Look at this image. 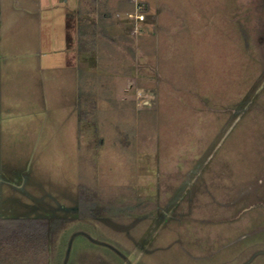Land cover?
<instances>
[{"label":"rangeland","instance_id":"rangeland-1","mask_svg":"<svg viewBox=\"0 0 264 264\" xmlns=\"http://www.w3.org/2000/svg\"><path fill=\"white\" fill-rule=\"evenodd\" d=\"M143 1L75 45L40 134L2 76L0 220L48 235L0 264H264V0Z\"/></svg>","mask_w":264,"mask_h":264},{"label":"crops","instance_id":"crops-1","mask_svg":"<svg viewBox=\"0 0 264 264\" xmlns=\"http://www.w3.org/2000/svg\"><path fill=\"white\" fill-rule=\"evenodd\" d=\"M111 10L132 14L131 7L123 2L113 6L108 1L100 4L97 0H13L9 3L0 0V108L4 107L2 76L16 70L20 72L17 73L19 84L29 85V91L15 92L14 100L22 108L21 113L29 111L32 106L33 109L42 108V114L37 116L32 126L35 132L31 134H40L51 124L46 116L51 115L52 109L62 115L60 108L64 106V94L60 97L54 93L52 84L61 83L64 90L73 94L77 92L80 58L75 54V45L82 41L83 36L96 43L98 33H94V28L98 26L97 21H100V16L107 19V12ZM86 22L89 27H86ZM94 73L92 67L88 76ZM90 84L93 85L88 82ZM73 100L71 104L76 107ZM66 101L69 102L68 98Z\"/></svg>","mask_w":264,"mask_h":264},{"label":"trees","instance_id":"trees-1","mask_svg":"<svg viewBox=\"0 0 264 264\" xmlns=\"http://www.w3.org/2000/svg\"><path fill=\"white\" fill-rule=\"evenodd\" d=\"M132 5H133V9H131V11L133 12V10H135V5L133 3H132ZM144 5L145 6H144V9L142 12L145 14L149 13L150 5L148 3H144ZM132 14H134V13H132ZM18 221H20V219H8V220L2 219V220H0V243L3 247V249L5 251L7 250L6 252H8L9 250L15 249L14 244L17 243V245H18L20 240H22L25 236L30 235L29 237H26V240H28L26 243V245H27L29 243L34 244V241H36L35 239L38 240L37 244L40 241H42V240H40L42 237L39 238V237H37V235L38 236L42 235L43 237H46L48 235V234H46V230L48 228V225L46 224L45 221H42L43 222L42 226L39 224V222H41V221H39L38 219H33V220L28 221L30 223V225H27V228H25L26 229L25 232L21 231L22 230L21 227L23 226V223L25 221H23V220L21 222H18ZM28 222H25V223L28 224ZM34 224H35V226H34ZM41 229L42 230L45 229V231L41 233V231H40ZM43 239H45V238H43Z\"/></svg>","mask_w":264,"mask_h":264},{"label":"built area","instance_id":"built-area-1","mask_svg":"<svg viewBox=\"0 0 264 264\" xmlns=\"http://www.w3.org/2000/svg\"><path fill=\"white\" fill-rule=\"evenodd\" d=\"M131 2L135 5V17L137 20H142L143 19V7L144 5V1L143 0H131Z\"/></svg>","mask_w":264,"mask_h":264}]
</instances>
